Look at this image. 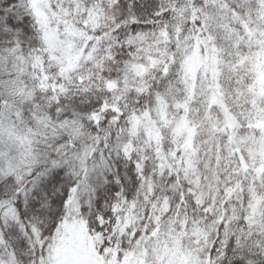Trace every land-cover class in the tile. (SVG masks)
Returning <instances> with one entry per match:
<instances>
[{
  "label": "snow or ice",
  "instance_id": "snow-or-ice-1",
  "mask_svg": "<svg viewBox=\"0 0 264 264\" xmlns=\"http://www.w3.org/2000/svg\"><path fill=\"white\" fill-rule=\"evenodd\" d=\"M0 264H264V0H0Z\"/></svg>",
  "mask_w": 264,
  "mask_h": 264
}]
</instances>
